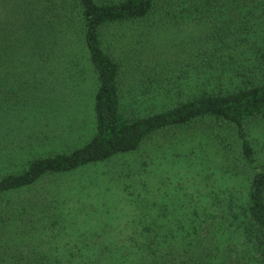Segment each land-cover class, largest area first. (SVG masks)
<instances>
[{"label":"trees","instance_id":"trees-1","mask_svg":"<svg viewBox=\"0 0 264 264\" xmlns=\"http://www.w3.org/2000/svg\"><path fill=\"white\" fill-rule=\"evenodd\" d=\"M11 1L7 8L0 3V128L19 108H27V101L14 96L15 90L20 93V87L30 85L48 95L61 85L54 67L64 44L74 46L72 50L84 60L73 65L79 69L76 73L84 72V66L92 72L95 127L81 147L34 158L21 173L1 178L0 195L27 190L48 176L72 174L135 153L158 133L205 121L235 133L239 151L235 160L227 159V174L249 181L247 189L240 184V190L234 187L231 191V186L223 189L221 196L214 187L206 201L195 203L192 209L197 211L187 222L164 211L158 217L160 227L151 225L155 222L132 219L126 222L125 230L108 225L100 231H88L81 226L87 222L82 216L69 228L65 226L69 217L51 207L48 210L54 211V219L46 226L42 242L64 243L62 247L68 251L64 264H90L82 261L80 248L88 242L96 247L97 260L92 264H230L234 260L237 264H264V159L248 130L250 120L264 117V0ZM7 13L9 25L3 23ZM146 22L162 29L205 25L208 49L204 65L223 67V72L238 80V86L232 90L205 88L166 104L159 102L171 98L170 85H166L168 89L141 85L140 96L157 106L143 111L133 94L136 107L127 105L122 68L108 53L104 34L111 28ZM239 51L243 55L249 52L248 59L238 63L235 53ZM150 73H155L153 67ZM214 210L221 212L218 215ZM51 250L54 260L64 257L61 246ZM0 255V264H54L49 253L38 262L27 261L22 255L11 262L7 253ZM100 257L106 263H99Z\"/></svg>","mask_w":264,"mask_h":264},{"label":"rangeland","instance_id":"rangeland-1","mask_svg":"<svg viewBox=\"0 0 264 264\" xmlns=\"http://www.w3.org/2000/svg\"><path fill=\"white\" fill-rule=\"evenodd\" d=\"M1 1L6 8L12 3ZM3 23L10 24L8 13ZM204 28L205 25H182L162 29L154 22H146L107 30L104 45L121 65L126 104L134 107L135 98L143 111L157 106L140 96L141 85H150L149 89L172 88L171 98L159 102L166 104L187 99L205 88L237 87L238 80L223 72V67L210 69L204 65L208 49ZM71 38L77 45L75 37ZM72 47L61 46L63 51L54 67L61 85H56L54 92L46 95L30 85L20 87V93L19 89L14 91V96L27 101V108H19L18 114L0 128V179L21 173L34 158L71 151L92 137L95 81L85 66L80 74L76 73L78 68L73 69L75 63L82 64L84 60ZM237 53L238 63L249 57V52ZM150 67L155 73H150ZM222 76L226 78L220 81ZM248 130L263 153V160L264 117L250 120ZM238 146L233 131L205 121L183 130L158 133L135 153L72 174L48 176L27 190L0 195V254L7 253L11 262L20 255L38 262L45 260L47 253L53 259L51 248L61 246L64 257L53 260L54 264L60 260L64 264L68 253L62 247L64 243L42 242L46 226L54 219V211L48 210L51 207L61 209L63 216L69 217L65 224L69 228L80 217H86L87 222L81 226L88 231H100L108 225L125 230L126 222L132 219L155 222L151 225L160 227L158 217L166 210L187 222L189 215L197 211L192 209L195 203L206 201L214 187L219 196L231 186V191L234 187L237 191L243 186L247 189L246 177L238 179L227 174V159L235 160ZM212 212L219 215L221 211ZM186 222L184 225L190 230ZM80 248L84 252L82 261L92 264L97 260L92 242L80 244ZM102 261L106 263L100 257L99 263ZM237 263L234 260L230 264Z\"/></svg>","mask_w":264,"mask_h":264}]
</instances>
